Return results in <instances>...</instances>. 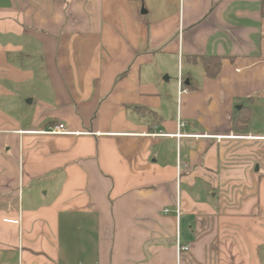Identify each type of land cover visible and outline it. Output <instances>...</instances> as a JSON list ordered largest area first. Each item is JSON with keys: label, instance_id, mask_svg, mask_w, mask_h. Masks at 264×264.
Segmentation results:
<instances>
[{"label": "crops", "instance_id": "obj_1", "mask_svg": "<svg viewBox=\"0 0 264 264\" xmlns=\"http://www.w3.org/2000/svg\"><path fill=\"white\" fill-rule=\"evenodd\" d=\"M0 264H264V0H0Z\"/></svg>", "mask_w": 264, "mask_h": 264}, {"label": "built area", "instance_id": "obj_2", "mask_svg": "<svg viewBox=\"0 0 264 264\" xmlns=\"http://www.w3.org/2000/svg\"><path fill=\"white\" fill-rule=\"evenodd\" d=\"M178 86H179V94H184L188 92V89L185 87L183 78H182V72H181V64L179 66V76H178ZM186 122L183 120L178 121V129L175 133H167L163 129H161L158 126H154L153 129H151L148 132L143 133L145 136H150L152 138H160V137H174V138H181L183 136H190L195 137L194 134H184L182 130L186 127ZM41 133L44 134H51V135H73V136H80L82 134H91L92 132L86 130H72L70 129L65 123L59 122L57 124L51 125L48 128L41 130ZM189 165L187 163H180L178 168L179 171H181L183 168H187ZM166 212H169V209L165 210ZM179 213V204H177V214ZM190 246L189 245H181L178 243V251L179 255H181L183 252L189 251Z\"/></svg>", "mask_w": 264, "mask_h": 264}, {"label": "trees", "instance_id": "obj_3", "mask_svg": "<svg viewBox=\"0 0 264 264\" xmlns=\"http://www.w3.org/2000/svg\"><path fill=\"white\" fill-rule=\"evenodd\" d=\"M216 59V58H215ZM219 64V63H218ZM208 68H209V66H208ZM236 123H237V120H236Z\"/></svg>", "mask_w": 264, "mask_h": 264}, {"label": "water", "instance_id": "obj_4", "mask_svg": "<svg viewBox=\"0 0 264 264\" xmlns=\"http://www.w3.org/2000/svg\"><path fill=\"white\" fill-rule=\"evenodd\" d=\"M143 11H145V10H143Z\"/></svg>", "mask_w": 264, "mask_h": 264}]
</instances>
